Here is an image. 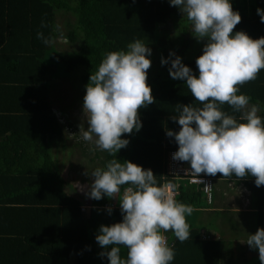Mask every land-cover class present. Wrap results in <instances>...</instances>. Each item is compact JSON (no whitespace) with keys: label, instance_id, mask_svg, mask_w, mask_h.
Wrapping results in <instances>:
<instances>
[{"label":"trees","instance_id":"obj_1","mask_svg":"<svg viewBox=\"0 0 264 264\" xmlns=\"http://www.w3.org/2000/svg\"><path fill=\"white\" fill-rule=\"evenodd\" d=\"M231 4L241 15L233 32L244 31L253 39L264 37V23L257 14V8L264 9V0H231ZM57 15L72 16L74 22L63 23L66 26L57 31ZM183 15L170 6L169 0H0V264H108L107 257L100 256L104 249L95 236L101 225L122 221L118 199L89 198L87 208L73 183L60 172L59 157L53 148L60 146L69 154L66 142L73 133L78 142L75 140L72 146L83 155L94 152L88 160L90 170L103 167L113 158L127 160L151 169L158 184L163 185L168 179V153L178 150L175 138L166 135L167 130L176 132L181 127L173 117L179 116L181 105L202 107L186 81L170 76V62L161 64L162 58L174 59L169 56L174 52L198 75L196 59L207 40L193 36L191 22ZM174 19L179 27L174 40L150 56L157 60L147 71L146 81L154 102L138 110L141 129L122 135L129 143L116 157L95 146L87 149L89 144L79 140L77 126L71 121L61 123L54 112L56 106L61 115L66 113L63 105L57 106L61 98L50 97L52 91L60 89L58 81L65 79L72 93H77L74 98L69 94L67 108L83 103L90 75L106 53L126 51L127 45L137 39L148 47L157 45L162 27ZM37 33H43L51 42L45 44ZM60 38L72 48L66 54L56 49ZM238 87V94L251 97V104L259 101L258 115L264 119V69L255 80ZM220 107L238 120L242 115L227 103ZM210 178V202L202 186L187 182L178 187L175 198L190 205L192 214H198L211 209L216 179L235 180L250 191L252 207L257 210L253 211L256 229L247 233L264 228V185L257 187L252 176L222 177L217 173ZM220 213L225 214L216 211ZM250 214L245 212L243 216L250 221ZM188 225L190 235L183 242L171 231L164 233L175 251L171 264H261L258 250L246 243L238 250L224 247L223 231L210 233L213 223L209 227ZM120 248L121 257L126 258L127 249L123 245ZM247 251L252 253L250 257H245Z\"/></svg>","mask_w":264,"mask_h":264},{"label":"clouds","instance_id":"obj_2","mask_svg":"<svg viewBox=\"0 0 264 264\" xmlns=\"http://www.w3.org/2000/svg\"><path fill=\"white\" fill-rule=\"evenodd\" d=\"M169 3L186 14L196 39L207 40L202 55L196 59L198 75L174 52L169 54L174 59H161L162 65L170 62V76L186 81L191 95L202 104L181 105L179 116L173 117L181 127L179 131L166 132L178 145L172 158L190 164L185 175L199 178L194 182L202 183L201 173H220L222 177L252 176L257 187L264 185V119L258 115L260 103L251 104V97L238 94V85L255 80L264 69V37L253 39L244 31L233 32L241 15L233 10L231 0ZM257 14L264 23V9L257 8ZM56 30L60 31L59 25ZM37 38L45 44L51 42L43 33H37ZM151 54L152 49L137 39L127 45L126 51L106 53L90 75L83 97L88 127L85 130L81 125L79 134L95 149L116 157L129 143L122 135L141 129L138 110L154 102L146 82ZM225 103L242 114L239 120L221 110ZM54 112L57 116L55 109ZM85 174L92 178L85 195L95 200L118 199L122 214L121 222L99 227L95 240L104 249L100 256L107 257L108 264H171L175 251L164 233L171 231L180 242L187 240L190 226L186 215L193 212L190 205L175 198V185H160L151 169L116 158L103 167L87 169ZM108 211L111 214L112 209ZM244 243L258 250L264 264V228L248 234ZM120 245L127 249L126 258L121 257Z\"/></svg>","mask_w":264,"mask_h":264},{"label":"rangeland","instance_id":"obj_3","mask_svg":"<svg viewBox=\"0 0 264 264\" xmlns=\"http://www.w3.org/2000/svg\"><path fill=\"white\" fill-rule=\"evenodd\" d=\"M183 16L187 17L186 14H184ZM56 19H57V23L60 25V27L66 26L65 24H63L65 22H70V23L74 22L73 17L67 16V15H64V16L57 15ZM176 22H178V20L174 19L167 26H164V27L161 26L162 27V29H161V40L157 43V45L150 47L152 49V54H154L155 52H158L159 47L161 48L165 43H169L171 40H174V38H175L174 35L177 31V28H179L176 25ZM161 27H159V28H161ZM191 29H192V27H191ZM164 33H166V34H164ZM55 45H56V49L58 48L61 53L66 54L67 52L72 50L70 44L62 38L58 39L57 44H55ZM188 52L190 53V50ZM149 59H152L151 60V66L155 64V61H157V60H153V58H151V57H149ZM58 83H60V84H58V87H60V89L58 88V90L52 91V93L50 94L51 95L50 97L52 99H54L53 97L61 98L62 101H60V103H58L57 106L63 105V107L66 108L65 109L66 113L64 116L63 115L61 116V114L57 110L58 107L56 108V106H54V109L57 113V116L63 122L66 123L67 121H71L74 123L75 126H77V128H78L77 135L79 137V140L82 141L83 139L81 138V136L79 134L80 126L83 125L85 130H87V127H88L86 119L84 117V113H83V103L77 102L76 104H74L73 107L67 108V103L70 101L69 94L72 93L71 86H70L69 82H67L65 79H60L58 81ZM78 94H79V92H78ZM75 95H77V93L75 91H73V93L70 95V97L74 98ZM84 96H85V94H84ZM84 96H82L81 100H83ZM73 136H74V134L71 133L69 136V140L66 142V144L68 145L67 150H71L69 152V154L67 152H65L64 150H62L60 146H58V148H56V147L53 148V150H54V153L56 154V156L59 157L58 164L59 165L61 164L59 166V168L61 170L60 172L69 182L73 183V187H74L76 193L79 195V197H82L84 203L88 204L89 198L85 195V193L89 191L88 185L92 182V178L88 177L87 175L85 176V174H81V172L86 171L87 169L90 170V168L92 167V164L89 163L88 160L91 157H93L94 152H92L88 155L81 154L78 148H75L74 146H72V143H74V141L76 140L73 138ZM86 143L89 144L87 149L93 148V146H94L93 144H91L89 142H86ZM62 160H64V161H62ZM69 163L71 164L70 167H68ZM94 164H95V162L93 163V165ZM78 172H79V174H78V176H76L75 173H78ZM83 179H85V180H83ZM239 222H240V217H239V215H236V216L230 217V218H222L221 221L219 219H217V222L216 223L214 222V223H215L216 227L219 226L218 228L222 229L225 237L228 240H230V239H234V236H237L238 234H240V230L239 231L234 230V228L231 227L230 224L238 229V226H235L234 224L239 225ZM244 233H247V230L244 229ZM251 255H252L251 253H248L247 257H250ZM234 257H236L235 254H234Z\"/></svg>","mask_w":264,"mask_h":264},{"label":"crops","instance_id":"obj_4","mask_svg":"<svg viewBox=\"0 0 264 264\" xmlns=\"http://www.w3.org/2000/svg\"><path fill=\"white\" fill-rule=\"evenodd\" d=\"M214 186V203L211 209L201 210L198 214L191 213V215H186V222L203 224L206 227H209V225L213 223L214 229L212 228L210 233L217 234L220 230H222L221 228H218L219 226H215L217 219L221 221L222 218H230L239 215V225L234 224L235 226H238V229L232 226L230 223L229 224L234 228V230H240V234L234 236V239L230 240H228L224 234L223 237H221L224 247L228 248L229 250H238L239 247H241V244L244 243V240L248 237V233H244V229L247 230V232L249 229H251V231H255L257 226L256 222L254 221L255 214L253 212L257 210L252 207L250 191L242 183L236 182L235 180L224 181L216 179ZM216 211L225 212V214H216ZM245 212L253 214H250V221L248 217L243 216V214L245 215ZM212 219L214 220L212 221ZM237 250H234V252L236 253ZM248 253L249 251H247L245 257L248 256Z\"/></svg>","mask_w":264,"mask_h":264},{"label":"built area","instance_id":"obj_5","mask_svg":"<svg viewBox=\"0 0 264 264\" xmlns=\"http://www.w3.org/2000/svg\"><path fill=\"white\" fill-rule=\"evenodd\" d=\"M177 150H171L168 153L167 156V164H166V175L168 176V179L164 180L163 184H172L175 185V197L178 194V187L181 185H185L186 182L189 184H196L202 186L206 197L207 201H211V192L213 189V183L212 179L210 176L205 175L203 173L200 174V180L202 183L194 182V180H198L199 178H195L191 175H185V169L190 168V164L188 162H182V161H177L172 158V154L176 152ZM170 178V179H169ZM175 183H173V181Z\"/></svg>","mask_w":264,"mask_h":264}]
</instances>
